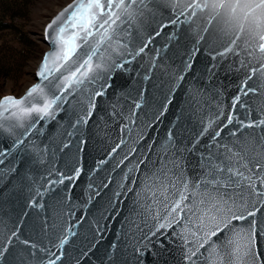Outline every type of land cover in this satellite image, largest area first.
Masks as SVG:
<instances>
[{
  "label": "water",
  "instance_id": "1",
  "mask_svg": "<svg viewBox=\"0 0 264 264\" xmlns=\"http://www.w3.org/2000/svg\"><path fill=\"white\" fill-rule=\"evenodd\" d=\"M73 4L74 0L47 24L44 39L49 49L45 55L60 47L55 37L69 13L51 29L48 25ZM149 7L153 12H145L131 26L120 25L121 35L100 46L92 61L95 70L83 85L73 84L61 92L55 86L61 72L47 80L38 76L44 55L35 83L21 97L8 95L22 99L40 84L45 99L63 98L47 115L32 112L20 120L5 119L18 112L10 108L0 117V151L7 154L0 164V264H49L52 260L56 264H190L181 239L183 224L159 228L166 221L144 212L138 193L143 192L145 176L170 133L176 147L190 150L183 153L186 171L197 177L200 154L208 151L209 144L215 150V143L230 140L229 132L239 127L235 122L224 127L227 117L244 119L247 108L237 103L233 109L237 95L252 108L251 119L259 118L264 95L258 92L245 97L240 89L252 67L260 65L242 67L241 59H250L243 51L214 60L230 38L219 31L221 25L216 21L203 32L206 14L191 21L180 16L177 24H171L176 16L167 0H154ZM125 30L130 35H123ZM72 31L78 29L69 27L65 38ZM200 35L204 40L197 44ZM99 38L98 34L90 37L89 44L95 46ZM87 47L78 48L77 54ZM142 47L144 51L139 52ZM194 47L199 51L192 57ZM186 62L191 68L185 67ZM97 63L101 67L95 68ZM53 67L50 60L49 68ZM258 77L259 73L254 75L248 86L257 87L262 82ZM98 91L103 95L95 96ZM35 96L28 100L36 103ZM194 96L198 103L193 102ZM90 104L94 107L89 116ZM26 106L27 102L22 107ZM210 121L209 131L201 136ZM221 129L213 143L212 136ZM117 144L120 147L112 152ZM252 219L233 224L247 227ZM255 219V247L264 258V207ZM62 240L66 241L63 245ZM32 244L37 247L31 248Z\"/></svg>",
  "mask_w": 264,
  "mask_h": 264
},
{
  "label": "snow or ice",
  "instance_id": "2",
  "mask_svg": "<svg viewBox=\"0 0 264 264\" xmlns=\"http://www.w3.org/2000/svg\"><path fill=\"white\" fill-rule=\"evenodd\" d=\"M153 2L154 0H74L73 5L65 8L48 25L51 29L57 21L64 18L65 13H69L55 37L60 47L45 55L37 75L47 80L53 73L61 72L60 82L55 85L61 92L73 84L83 85L89 80V73L95 70L92 61L93 57L100 53V46L121 35L120 25L127 23L131 26L139 17L144 16L145 12H153L149 7ZM167 3L172 6L176 16L170 21L171 24H177L180 16H185L186 20L191 21L198 14H206L203 16L207 20L203 29L205 33L213 21L220 24L219 31L228 36L230 42L223 51L217 52L213 59L215 60L216 56L225 57L228 53L234 55H239L240 51L246 53L250 59L245 62L242 58L241 66L259 64L260 67H252L251 74L242 82L240 93L245 97L258 92L264 95V0H167ZM69 9H72L71 12ZM69 27L78 31H72L65 38L64 33ZM97 34L100 38L95 41V46H92L89 44V38ZM123 35H130V32L125 30ZM77 40L81 43L77 44ZM202 40L204 36L200 35L197 44ZM85 45L88 47L77 54V49ZM143 51V47L139 49V52ZM198 51L199 48L194 47L191 56L194 57ZM139 52L136 54L139 55ZM82 57L84 58L81 62ZM100 58L103 59V53L100 54ZM50 60L55 65L51 69ZM191 66V63L186 62V68ZM99 67L101 65L97 63L95 68ZM82 69L84 71H81ZM64 72L68 74L64 75ZM257 73L262 82L257 87H249L248 81ZM179 79L182 80L183 76ZM33 94H36L34 97L36 103L28 100ZM44 95V88L36 84L22 99L6 96L0 101V108L3 109L0 111V117H4V113L10 108H17L18 112H12L9 117H4L5 119L15 117L20 120L32 112H43L47 115L52 105L63 98L62 95H55L51 100H47ZM101 95L102 91L95 93V96ZM26 102L28 106L22 107ZM41 102L43 107L38 106ZM193 102L198 103L195 96ZM237 103H240L242 108H247L244 119H240L238 115L227 117V124L224 127L234 122L239 126L229 132L231 139L227 142L215 143L223 129L215 131L212 136L215 150L212 144H209L208 151L200 154V172L197 177H190L186 171L187 161L183 153L190 150L176 147L170 133L168 143L163 146V151L157 154L153 168L145 176L143 192L138 193L143 201L141 203L143 211L152 219L166 221V224H160L159 228L183 224L181 239L186 246L185 259L190 264H264V258L255 247L257 225L255 217L261 207H264V106L258 109L259 118L253 120L252 108L247 105V101L241 100V95L234 98L233 109ZM140 106L138 103L135 105L136 108ZM92 107L94 105L90 104L89 116ZM84 122L87 123V120L84 119ZM211 125L210 121L200 135L207 133ZM0 127L3 125L0 124ZM245 128L252 131L244 132ZM120 143L123 144L125 141L121 139ZM119 147L120 144H117L112 152ZM192 148H195V143ZM6 155L4 151H0V164L4 163L3 158ZM2 172L3 169H0V173ZM78 175L79 170L76 172V176ZM249 217L253 219L247 227L233 224V221H245ZM221 233H224L223 237ZM65 242L62 240L61 245ZM24 243L29 245L28 241ZM30 247L35 249L37 246L32 244ZM49 264L56 262L52 260Z\"/></svg>",
  "mask_w": 264,
  "mask_h": 264
},
{
  "label": "rangeland",
  "instance_id": "3",
  "mask_svg": "<svg viewBox=\"0 0 264 264\" xmlns=\"http://www.w3.org/2000/svg\"><path fill=\"white\" fill-rule=\"evenodd\" d=\"M73 0H27L17 15L6 21L14 29L0 31V100L21 97L36 81V71L49 46L44 32L47 24Z\"/></svg>",
  "mask_w": 264,
  "mask_h": 264
},
{
  "label": "trees",
  "instance_id": "4",
  "mask_svg": "<svg viewBox=\"0 0 264 264\" xmlns=\"http://www.w3.org/2000/svg\"><path fill=\"white\" fill-rule=\"evenodd\" d=\"M27 0H0V31L14 29L12 21H6V16L12 17L25 7Z\"/></svg>",
  "mask_w": 264,
  "mask_h": 264
}]
</instances>
